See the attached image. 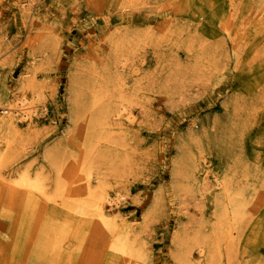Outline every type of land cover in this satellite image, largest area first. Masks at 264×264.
Masks as SVG:
<instances>
[{"label": "rangeland", "instance_id": "obj_1", "mask_svg": "<svg viewBox=\"0 0 264 264\" xmlns=\"http://www.w3.org/2000/svg\"><path fill=\"white\" fill-rule=\"evenodd\" d=\"M117 52L130 53L120 82ZM28 87L42 96L17 119L4 177L43 173L54 194L52 159L77 179L91 147L92 183L122 193L106 211L128 220L134 264H184L188 250L199 263L184 242L219 206L193 178L197 163L209 182L231 179L242 214L219 264H264V0H0V91ZM96 96L124 97L129 112L99 139L87 112ZM83 182L71 184L78 200ZM0 196V264H79L41 256L35 223ZM89 227L63 249H93Z\"/></svg>", "mask_w": 264, "mask_h": 264}, {"label": "bare ground", "instance_id": "obj_2", "mask_svg": "<svg viewBox=\"0 0 264 264\" xmlns=\"http://www.w3.org/2000/svg\"><path fill=\"white\" fill-rule=\"evenodd\" d=\"M123 41L126 42L125 39ZM115 46L121 48V44L118 42ZM129 55L130 53L117 52L114 57V77L118 82L123 81L122 70L130 62ZM28 89L31 91V95L24 92L21 97H16L15 93L0 91V105H6L0 106V193L5 190L7 195L3 205L4 210L10 213L18 208V212H22L30 220V223H35L31 226V230L35 229L36 235L33 237L35 239L38 237L37 245L41 256L48 253L52 255L65 253L69 261L73 259L71 254L77 256L79 264H134L138 254L135 256L136 248L131 240L128 220L122 214H110L106 211V204L120 203L118 201L123 197L122 193L117 188L115 192L109 191V183L102 177L97 180V184L92 183L95 166L91 160V147H86L87 152L84 161L82 160L83 164L75 171L77 175L80 170L77 179L73 178L71 170L68 173L64 165L52 159L55 176L54 194L48 191L45 182L47 177H43V173L38 172L34 177L29 174V171L22 170L19 177L15 178L4 177L1 174V168L6 166L7 156L16 143L17 119L29 120L31 112H35L34 109L32 111L29 109L33 108V103L39 101L42 96L32 87H28ZM126 101L128 99L121 97L117 100L109 99V102L105 103L99 99V96H96L90 108L87 109L89 120L96 126L95 135L93 134L95 138H101L104 133L110 134L117 126H120L121 118L128 112ZM19 111H21L20 116L18 115ZM197 166L196 163L193 178L202 185L205 192L213 187L212 201L215 203L214 208L217 205L219 208L214 209L210 218L204 217L207 221L202 220V222L206 224L204 223L200 230L195 231L192 238H187L184 242L187 248L196 246L200 253V260H203L199 263L194 262L191 250H188L189 253L185 254L183 261L184 264H219L225 255L224 250L227 246L232 248L230 244L235 237L231 224L235 221L237 224L242 214L234 202L231 179L227 175L214 174L213 181L209 182L206 178L207 171L203 168L204 171L202 170L203 174H201V170L197 169ZM82 181L84 182L81 187L87 189L88 195L84 200H78L73 196V192L77 188H73L72 185ZM79 196L81 197V195ZM85 223L90 225L91 235L89 238L92 240L91 244L94 248L85 249L86 252L81 246L75 247L72 252L64 250L62 242L66 239L67 234L71 232L70 234L73 235L80 232ZM206 229L211 231L210 235L205 233ZM79 256L83 259H79Z\"/></svg>", "mask_w": 264, "mask_h": 264}]
</instances>
